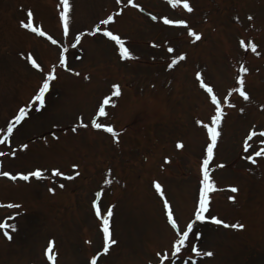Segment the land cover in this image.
<instances>
[{"label": "rangeland", "instance_id": "374dc122", "mask_svg": "<svg viewBox=\"0 0 264 264\" xmlns=\"http://www.w3.org/2000/svg\"><path fill=\"white\" fill-rule=\"evenodd\" d=\"M135 3L141 8L129 7L127 0H70L66 37L60 0H0V129L15 123L18 109L29 104L53 66L56 77L45 107L37 111L32 102L10 143L0 144V151L14 153L0 156V171L40 168L44 176L28 181L0 177V223L14 226L0 229V264H91V255L102 247L94 199L102 213L114 205L110 230L117 241L97 264H158L157 252L170 253L174 230L154 182L162 185L183 228L199 195L208 141L203 124L215 108L197 72L213 85L225 113L209 168L214 182L210 212L228 225L244 227L197 222L202 235L193 243L213 255L186 252L183 259L191 255L193 264H264V156H253L255 163L247 159L264 146L257 135L248 141L250 148L243 147L249 133L264 131V0H189L191 13L181 5L173 8L168 0ZM28 11L33 26L57 44L21 26ZM109 14L113 21L102 27L126 38L136 59H121L114 41L91 34ZM165 15L186 19L200 38L182 26H165L160 19ZM77 32L85 33L79 42ZM241 40L249 46L241 47ZM64 49L71 72L59 64ZM180 53L185 58L168 68ZM32 59L41 69L32 66ZM241 66L248 71H240ZM237 77L243 78L247 100L231 91L239 87ZM113 84L120 86L119 95ZM105 96L110 102L107 116L101 117L97 108ZM225 96L234 107L223 103ZM80 118L88 127H80ZM93 119L111 124L117 136L92 127ZM73 163L79 167L73 169ZM54 168L65 176H56Z\"/></svg>", "mask_w": 264, "mask_h": 264}, {"label": "snow or ice", "instance_id": "6c2138e0", "mask_svg": "<svg viewBox=\"0 0 264 264\" xmlns=\"http://www.w3.org/2000/svg\"><path fill=\"white\" fill-rule=\"evenodd\" d=\"M121 0H117V3L119 4ZM127 3L129 5H132L133 7L140 8L139 4H133V0H127ZM168 3L173 7L176 8L177 6L182 5L184 9L187 10V12L191 13L193 11L192 6L189 3V0H168ZM60 8L61 11L59 12V19L62 22L63 27V34L64 36H69L71 32V12H70V0H60ZM119 11L115 13V15H118ZM152 20H157V16H152ZM114 19V14H109L105 19L100 20L94 27V30L91 32L92 35H95L97 33H102L103 36L109 38L110 40L115 42V45L118 46V52L121 59H136L132 51L128 47L125 46V39L121 38L120 35L114 34V31L109 30L106 27H102L104 25H108L110 22H112ZM162 19L163 24L165 26H182L184 27L188 34L192 37H195L196 39L200 38V34L195 32L191 27H188V21L184 18H169L168 16H162L160 17ZM251 19V17H249ZM27 20L28 22L25 23L21 21V26L24 29H31L33 33H36L40 36H47V38L53 43L57 44L58 41L54 40L51 36H49L46 32H44L39 27H34L32 22V13L31 11H28L27 13ZM84 32H77L74 36V39L79 42L80 38L84 35ZM240 45L243 48H247L249 45L245 44L244 40L240 41ZM157 46V45H153ZM251 50L253 52H256V45L251 44L250 45ZM67 49H64L59 54V64L61 67H65L67 71H73L72 68L67 67V59L65 56V52ZM167 51L169 53H172L174 50L172 47H168ZM185 58L183 53H180L178 55H175L171 63L167 65L168 68H172L173 65L177 63L179 60H183ZM30 59V57H29ZM31 64L36 69H41V65L36 62V60L32 59ZM240 71L247 72L248 69L241 66ZM78 74V73H77ZM197 79L200 81L201 87L206 91V93L210 96L211 103L215 106L214 108V114H212L209 117V122L206 124H203V127L206 130V134L208 137V143L206 146V154L202 157V163H201V173H202V179L200 180V188H199V195L198 200L194 206L193 209V215L192 218L189 219L183 228H181V225L178 223L175 210L173 209L172 205L170 204L169 200L165 197V192L162 188V185L159 182H154V188L155 191L159 194V196L162 198V204H163V210L166 215L167 222L170 224L171 228L174 230V236L172 241L170 242V253L169 251H163V252H157L155 255L158 258V264H178V261L183 262V264H193V258L191 255H189V258L187 261L183 260V257L185 253H194L195 256L201 257H211L213 255L212 251H204L202 250L198 244L193 243V240L200 237L202 234L198 231H196V223H204L208 220H211L213 223L217 225H225L226 227H232V228H239L242 229L244 227L243 224L235 223L228 225L225 223L223 219H219L216 216L212 215L210 212V195L209 193L213 191L214 189V182L212 181V178L209 174V168H210V162L214 163V149L217 144L218 137H220L221 132L218 130L219 126L221 124L222 117L225 115V113L222 111V102L220 98L215 94L213 85L210 83H205L203 79H201V74L199 72L196 73ZM55 77V66L52 67L50 71L46 73L44 78H42V83L39 86L38 90L36 91L35 95L32 96L31 101L27 106H22L18 109V114L15 115L12 119L15 121V123L8 122L6 127L3 129H0V144H9L10 143V137L13 135V130L16 128V125H20L21 121L24 120L26 116L29 115L28 109L33 107V103L35 102V109L38 111L40 109H43L46 105V93L50 89V81L54 80ZM237 81L239 84V87L232 89L231 91L238 92L240 96H242L245 100H247L248 94L243 90L244 88V81L242 77H237ZM112 89L115 92V95L120 94V86L118 84H113ZM110 99L108 96H105L98 105L97 113L100 116H107V113L105 111V105L109 104ZM223 103L228 104L229 107H234V105L228 103V97L225 96ZM264 107V106H262ZM240 111H243V109H240ZM198 124L202 123L201 121H197ZM92 127L96 129H104L106 132L111 133L113 137L117 136V133L114 131V128L111 124L106 123H98L95 119L91 121ZM80 127H88L87 124L83 123V119L80 118ZM19 129H17L18 131ZM72 131H76L75 128L72 129ZM259 136V145L264 146V131L259 132L258 134L256 132H251L247 136V138L243 142V147L245 150L251 147V145L248 143L249 140L252 139L253 136ZM21 147L26 148L27 145H21ZM177 147H182V144L180 142L177 143ZM14 155V153H5L0 151V156L5 155ZM253 156H264V147H259L258 150L254 151L252 155H249L247 159L253 160ZM167 159V158H166ZM253 163L255 161L253 160ZM222 166V165H220ZM73 169H76L79 167L78 164L73 163L71 165ZM52 172L56 176H65V173L62 172L59 168L52 169ZM76 175H79L77 172ZM0 176L4 177H10L12 180H16L17 177L24 181H28L30 177H35L38 179H43V170L40 168L35 169L34 171H28L27 173L24 172H18L16 174H12L9 171H0ZM66 179L71 180L73 179V176L68 175L66 176ZM64 185L61 184L60 187H63ZM50 192H54L55 189L50 188ZM232 192L238 191L236 187L231 188ZM97 197L101 195V193H96ZM229 199H234V197H229ZM9 207H19V205H9ZM92 208L94 210V213L96 217L100 220V228L102 230V252L108 253L109 248L111 245H115L117 241L112 238V233L110 230V218L113 216V206L107 207L105 212H101L100 204L98 200L94 199L92 201ZM6 227H14L13 225H4L0 224V228H6ZM5 235H8L5 233ZM9 239H11V236H8ZM100 255V252L96 254V256L92 257L91 264H97V257ZM49 260H53L52 255H48Z\"/></svg>", "mask_w": 264, "mask_h": 264}]
</instances>
